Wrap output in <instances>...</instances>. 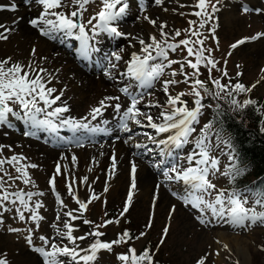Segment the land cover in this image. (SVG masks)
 <instances>
[{"label": "snow or ice", "instance_id": "1", "mask_svg": "<svg viewBox=\"0 0 264 264\" xmlns=\"http://www.w3.org/2000/svg\"><path fill=\"white\" fill-rule=\"evenodd\" d=\"M20 2L29 6L30 10L33 3L38 6L37 14L29 18L27 24L35 29L40 37L58 41L60 44H65L68 38H74L79 42L76 55L85 61L92 60L93 54L100 52L96 43L97 37L101 34L129 38V47L135 48L133 41H136L139 48L131 51L127 60L124 59L126 49L121 47L119 51L105 53L102 60L96 61L107 79L127 81L119 89L120 93L128 98L127 106L122 104L120 95H106L90 109L87 116L80 118L70 115L67 99H63L67 85L60 89L53 86V81L59 82L58 73L61 69L50 71L43 67L42 62L48 61V57L39 56L37 60L38 51L35 44L30 50L31 59L26 63L13 60L11 56L0 58V131H3L5 126L13 127L9 119L11 115L27 121L33 130L42 129L58 134L60 128H68L73 133L72 137L60 139H67L76 147H83L85 141H91L95 134H110L114 130L132 133L133 126L152 129L153 132L145 131L138 135L145 136L148 142L155 145L164 159L155 165L161 172L162 180L156 185L157 192L153 195L146 229L153 227L154 209L161 184H166L171 195L180 200L189 211L195 210L194 219L202 226L206 227L213 221L231 224L241 229L264 226V210H258L257 207L264 209V181L257 186L246 185L243 188L235 186L237 180L247 173L248 165L242 163L241 151L233 143L232 137L226 134L223 121L220 119L224 112L219 103L227 102L233 111L253 106L264 116V104H258L250 95L264 81V77L251 85H246L240 79L243 75L241 71H237L235 77L230 76L227 69L228 59L225 58L221 63V60L213 55L215 49L206 46L209 39L219 43L217 13L223 7V0H194L188 4L176 0L179 8L194 9L188 13H178L180 16L196 18L188 19V27L184 29L170 28L167 21L149 15L147 7L141 3L139 7L143 15L137 19L146 21L153 29L146 36L140 34L134 36L130 32L120 30V23L130 6L129 0H99V11L87 19L85 13L94 0H20ZM150 3L162 7L165 0H150ZM18 6L17 3L0 4V8L7 7L12 11H16ZM163 10L167 12L170 9L164 7ZM238 10L242 13L255 11L264 15V8L250 9L246 4H241ZM171 11L176 13L178 8H172ZM21 19L23 18L14 19L11 26L0 23V41L9 40ZM182 35L184 38L177 39ZM261 38H264V31L236 40L230 45V49L235 50L247 42ZM178 50L181 53L186 51L187 55H182L180 59L170 58V53H176ZM232 55L233 51L227 53L228 57ZM120 62L124 64V71L120 70ZM202 68L208 73L206 80L201 79ZM214 71L220 75L214 76ZM261 71L264 72V69ZM157 84L160 85L164 100L146 99L155 96ZM181 84L186 86L185 90L176 91L177 86ZM134 86L138 91H132ZM241 96L244 98L238 99ZM16 108L18 110H15ZM109 108L114 110V119L117 120L113 127H107L108 120L92 123L98 117H102ZM152 109L158 111L153 112ZM209 109L214 113L213 118L197 132V125L200 124L204 112ZM41 115L43 118H40ZM260 132L264 133V127L260 128ZM3 135L6 137L8 132L3 131ZM24 135H35V131H26ZM162 135L163 138H160ZM115 138L119 140L120 136ZM132 141L133 135L129 134L124 143ZM188 145H191L190 150L184 152ZM134 147L144 149L145 152L153 151L147 143H135ZM225 148L228 150L229 163L221 170L220 157L214 153L217 151L223 153ZM6 149L13 151V154L4 156ZM133 155L141 156L143 153L136 152ZM93 160L95 161V157ZM110 160L107 179L101 193H97L93 187L99 180L98 176L90 180L88 175L80 177L72 171V168L78 166V157L74 152L70 158L61 154L60 160L56 161L48 185L60 206V211L56 213L55 220L50 225L54 230L53 236L40 235L39 240L42 244L34 247V252L42 257L41 264H97L102 251L115 253L117 246H126L124 251L115 253L119 264H159L155 257L169 235V224L164 226L156 249L144 246L141 250L134 246L133 241L147 238V231H140L138 235H134L125 228L117 233L114 239H102L106 233L101 229L113 223H121L133 204L138 173V164L134 160L130 162V186L118 215L115 218H101L99 223L85 216L89 206L94 202L103 199V203L107 205L104 193L109 191V180L117 174L118 160L115 151ZM27 161L28 158L22 153H15L11 145L0 144V224L4 223V213L7 212H14L15 218L21 221H31L33 227L27 229L25 239L26 243L33 247L35 230L46 220L40 211L45 207L43 200L34 198L44 197L46 193L42 190H25L18 186L19 181L37 188L29 169H36L39 165ZM9 168L15 174L9 171ZM88 172H93V168L89 167ZM217 174L228 178L233 187H218L211 179ZM61 177L65 181L66 195L77 205L75 208L69 207L58 190V178ZM172 185L177 187L173 188ZM81 189L86 190L82 192ZM175 212L176 206L172 205L168 213L169 220L173 218ZM107 216L108 213L105 211L104 217ZM80 224L88 226L89 230L78 235L76 233L80 231ZM7 230L11 233L21 231L15 227ZM257 247L264 251V244ZM222 248L230 251L228 244H222ZM213 255L219 256L220 250L205 252L196 264H208L209 258ZM0 264H8V260L3 258L2 254ZM235 264H240V261L237 260Z\"/></svg>", "mask_w": 264, "mask_h": 264}, {"label": "rangeland", "instance_id": "2", "mask_svg": "<svg viewBox=\"0 0 264 264\" xmlns=\"http://www.w3.org/2000/svg\"><path fill=\"white\" fill-rule=\"evenodd\" d=\"M193 2L194 0H179V3L184 4ZM16 3L19 5L16 12L21 7L26 6L19 2ZM241 4H246L250 9L257 7L264 8V0H223V7L221 8L220 12L217 13L219 17V27L217 29L219 43L217 44L216 41L209 39L206 42V46L215 49L213 55L216 59L221 60V63L225 58L228 59L227 69L230 76L235 77V73L237 71H241L243 73L242 77H240L241 81L246 85H251L258 79H261V77H264V72L261 71V69H264V38H261L257 41L247 42L235 50H231L230 45L242 37L251 36L257 32L264 31V15L256 13L255 11L242 13L238 10ZM145 6L147 7L149 15L153 16L154 18L158 16L160 20L167 21L170 28L173 29L187 28V20L196 19L194 16H180L178 14L179 12L188 13L194 9L188 7L179 8L176 0H165V4L162 7L156 6L154 3H150V0H145ZM164 7L170 10L165 12L163 10ZM31 8V10L35 12L34 14L36 15V11L39 10L38 6L31 5ZM172 8H178V12H172ZM65 11H67V9H65ZM96 11H99L98 0H94V2L88 6V11L85 13V19L94 14ZM142 15L143 13H141L135 5H132L129 13L122 19L120 23V30L124 32H130L134 36L137 34L146 36L149 32L153 31V29L152 26L146 21L137 19L138 16ZM228 15L233 21V25L228 24L229 27L225 23V16ZM28 18L29 16L25 17L24 22L26 24ZM11 24L12 23H10V26ZM26 24L23 25L26 27ZM19 27L14 33L11 34L7 42L15 44L13 52L15 55H17V57L21 58L25 56L27 58L26 59L24 57V60H20L17 57H13L14 53H12L10 56L13 58V60L26 63L29 61V59H31L30 50L32 46L31 42L26 39V35L22 33L21 27ZM36 34H38L37 31L36 33L34 31L33 35L36 36ZM205 34L207 35L206 31ZM108 38L113 41L107 45L104 43L102 38L103 45H106V51H119L121 47H124L126 49L124 59L127 60L129 54L134 49L128 45L129 38L118 37V39H112L110 36ZM182 38H184L183 35L177 39ZM46 41L50 42L51 46L47 47L40 44L36 47H41L47 51L49 50L48 54L45 55L43 52H40L36 59L38 60L39 56H47L48 61L42 62L43 67L48 68L50 71H54L57 68L61 69V71L58 73L59 82L53 81V86H55L57 89H60L67 85L65 97L63 99H67V102L70 106V115H73V117L76 118L87 116L90 112V109L96 106L98 101L104 96H115L113 92L117 94L116 89H119L121 84L119 82L107 79L103 75L102 68H86L85 71L83 66L84 64H81L78 60H72L84 73H86L79 74V80L75 79V77L73 78V76H71L72 73L64 68L66 61L63 60L62 57L56 55L60 52L70 56L69 53L61 49L57 45L56 41ZM5 43L6 42L4 41H0V47L5 46ZM133 44H135V49L139 48V44L136 41H133ZM99 49L101 51L100 46ZM229 51H233V55L230 57L227 56ZM72 53H74V51ZM4 55L5 54H3L0 48V58L5 57ZM182 55H187L186 51L181 53L178 50L176 53H170V58L180 59ZM236 65H240L241 67L237 68ZM122 66L123 62H120V68ZM188 70L190 71V69ZM201 71L203 73L201 79L206 80L208 76L207 71L203 68ZM213 75L219 76L220 74L214 71ZM92 77L99 79L95 80ZM119 81L127 83L126 80ZM101 83H104V86H100ZM84 85H88L90 89H88L86 93H83L81 96H79V92ZM185 88L186 86L181 84L177 86L176 91H182L185 90ZM250 95L252 98L259 101L260 104H264V81H262ZM73 98H79V104L75 108L71 107V99ZM156 98H159L161 101L164 100V95L162 91H160L159 84L156 85L155 96L147 97L146 99ZM239 98H242V96ZM15 110H18V108ZM152 111L157 112L158 109H152ZM112 114L115 115L113 111H110L104 115L109 116ZM207 114L208 112L205 111L201 118L200 124L197 125V132L199 131V128L203 127V125L209 121ZM40 118H43V116L41 115ZM10 121L13 124V127L7 128L5 126L3 129V131L8 132V135L5 137L3 135V131H0V144L11 145L15 153H22L28 158L27 162L36 163L39 165V167L36 169H29V172L35 181L37 188H32L30 185H24L19 181L17 184L20 188H24L25 190H42L46 193L44 197L34 198L43 200L45 207L40 211L41 214L46 217V220L42 221L40 228L35 230V235L33 237L34 246L30 247L26 243L25 237L28 234L27 229L29 227H33V223L31 221H21L18 218H15L14 212L4 213V223L0 224V254H2L3 258L8 260V264H28L30 260L34 259L36 261L38 258H42L38 253L34 252V247L41 246L42 244V242L39 240V236L44 235L47 237H52L54 234V230L50 225L55 220L56 213L60 211V206L56 202L54 194H52L50 191L48 180L54 171L56 161L60 160L61 154H65L70 158L71 154L73 153L70 149H75L76 152L74 153L78 157V166L72 168V171L80 177L88 175L90 180H94L98 176L99 180L93 185V187L97 193H101L103 192L105 180L107 179V169L111 163V160L108 159L107 155L106 157H102L100 155L104 149L107 150V152L110 151L109 143L114 144L117 142L119 143L118 145H120L118 146L120 152L123 151V154L120 155L118 152L117 174L115 177L109 180V191L104 193V199L107 200V205L103 203V199L101 201L94 202L89 206V211L85 214L86 218L93 219L99 223L101 222V218H115L119 211L122 210V206L126 199L131 182V161L138 159L140 163L145 165L150 170L152 177L148 183L149 188H141L143 184L140 182L142 185H139V177L137 173V190L135 191L133 204L130 207L129 212L125 215V218L121 220V223H113L106 228H102L101 231L106 233V236L102 239H114L117 233L122 232L125 224H132L131 227L135 228L136 233L137 229H139V232L141 230L148 232L146 239L133 241L134 246L142 250L145 245L152 246L154 242H156V244L153 245L154 249H156L164 226L169 224V235L166 237L165 243L159 247V250L161 249L164 252V256L168 257L170 262H174V264H196V261L202 255H204L205 252H210L213 250H220V255L211 256L209 258L208 264H213V261L214 264H235L237 260L240 261V264H243L242 261L244 256L241 253L240 244L241 246H246V250L249 251L248 264H261V262L264 264V251H260L257 247V245L264 244V226H253L251 228L241 229L231 224L217 223L215 221L206 227L202 226L194 219L195 210L189 211L180 200L173 197L169 191V187L166 184H161V187L158 190L159 198L154 209L153 227L151 229L145 228V225L149 219L153 195L157 192L156 185L162 180L161 172L157 167H155V165L164 159V157L160 154V150L156 148L155 145L148 142L145 136L138 135V133L145 131L153 132L152 129L135 126L134 130L137 131V133H131V135H133V141L129 143H124L125 139L123 137L119 140H115L117 134L111 132L110 134H115L116 136L112 135L109 138V141L106 142L108 143V148L100 147V151H98L96 154H93L90 152L91 149L86 146L85 154L81 156L80 147H76L74 144L69 143L67 139H60V137H72L71 133L67 130H62V128H60L58 130V134L42 130V135L40 137L35 135L25 136L24 132L26 131L22 127L23 124L27 130L35 131V134H37V130L31 129L28 122L20 117H14V119H10ZM21 122L22 125L20 126ZM10 134H14L16 136L12 137ZM97 137L98 135L95 134L90 143L96 142ZM160 138H163V135ZM27 139L29 143H25ZM31 141L37 142L45 148H55V150L57 149L58 151L55 152L54 155H49L44 153V151L40 148L31 145ZM131 143L133 145L135 143H147L148 147L153 149V151L145 152L144 149L134 151L135 148L132 147ZM190 148L191 145L186 146L184 152L189 151ZM227 151L228 150L225 148L223 153L220 151L214 153V155L220 157L221 170H223L224 165L229 163ZM136 152H141L143 155H133ZM12 154L13 151L7 149L3 153L4 156H11ZM146 155H152L150 158L155 155V157H153L154 161L145 159ZM93 157H95V161L93 160ZM101 157L106 159V161L102 163ZM96 161H98V163H96ZM64 162L67 163V161ZM99 162L102 163V165H99ZM6 167L8 166L6 165ZM89 167L93 168V172H88ZM9 171H12L13 174H15L11 168H9ZM211 179L217 184L218 187L228 188V178L217 174L215 177H211ZM172 187L175 188L177 186L172 185ZM58 190L61 192L62 197L65 199L70 208L77 207L75 202L66 195L65 181L62 177L58 178ZM85 190L86 189H81L82 192ZM172 205L176 206V212L173 214V218L169 220L168 213ZM257 207L258 210H264L259 209V206ZM105 211L108 213L107 217H104ZM10 227L19 228L21 231L19 233H11L7 230ZM79 227L80 231L76 233L78 235L89 230L88 226L83 224H80ZM222 244H228L230 251L224 250L222 248ZM125 248L126 246H117L115 248V253L122 252L125 250ZM115 253L102 251L98 256L97 264H119V262L116 260Z\"/></svg>", "mask_w": 264, "mask_h": 264}, {"label": "bare ground", "instance_id": "3", "mask_svg": "<svg viewBox=\"0 0 264 264\" xmlns=\"http://www.w3.org/2000/svg\"><path fill=\"white\" fill-rule=\"evenodd\" d=\"M16 2L22 3V2H20V0H2V1H0V4H4L5 5V4L16 3ZM22 4H24V3H22ZM36 12H38V11H36ZM34 13L35 12H33L32 10L29 9V6H23L17 12L16 11L15 12L14 11L12 12L11 9H9L7 7L0 8V23H4L5 25L10 26V23H12V21L14 19H16L17 17H22L23 19H21L18 22L17 28L19 26L21 27L22 33L25 34L26 35V39H28L31 42V46H33V44H35L36 46L42 44V45H45V46L49 47V46H51L50 45V42H47L42 37H39L38 36L39 34H36V36H34L33 34H34V31L36 33V30L33 29V28H31V26L27 25L24 22L26 16H29V18H31V17H33L35 15ZM225 17H226V22L225 23L227 24V26H228V24L229 25H233V21H232V19H230L229 15L228 16H225ZM23 24H26V27ZM97 41H98L97 45H99L101 47V51H100V53H96L97 54L96 57L97 58H102L103 55H104V51H105L106 48H105V45H103V41H102V37L101 36H98L97 37ZM14 46H15V44H13L11 42H6L5 43V46L0 47V48H1V51L3 52V54H5L4 56H10L12 53H14L13 52ZM41 49H43V48H41V47L40 48H37L38 54L40 52H43V54H45V55L48 54V51L49 50L47 51V50H44L43 49L44 50L43 51ZM133 50H136V49L134 48ZM56 55L62 57V59L66 61L65 64H64V68L67 71H70L72 73L71 76H73V78L75 77V79L79 80V74H82L84 72L72 61V58L70 56H67V54L65 55V54H62L60 52L57 53ZM13 57H17V55H15V53H14ZM24 57H21V58L20 57H17V58H19L20 60H24ZM84 74H86V73H84ZM96 77H92V78H94L95 80L96 79H99V78H96ZM100 86H104V83H101ZM88 89H90L89 86L88 85H84L83 88L79 92V96H81V94H83V93H86L88 91ZM69 93H71V92H69ZM71 96H72V94H71ZM78 99L79 98H73V99H71V103H72L71 104V107L72 108L73 107L75 108L76 106H78V104H79V100ZM121 102H122V104H124L125 107L127 106V100L126 99H121ZM110 111H113V113H114V110L112 108H109L105 113H109ZM71 116H73V115H71ZM102 120H108L109 121V124L107 125V127H110V128L113 127L116 124V122H117V120L114 119V115L112 114V115H109V116L103 115L102 117H98L97 120L96 121H93L92 123H96L97 124V123H100ZM101 126H103V125H101ZM113 132L114 133H117L118 130H114ZM10 135H12V137H15L16 136L14 134H10ZM96 135H99V134H96ZM25 143H29L28 139L26 140ZM30 144L33 145V146H35V147H37V148H40L41 150L44 151V153H47L49 155H54L55 152H57L56 150L49 149V148H45L44 146H42L41 144H39L37 142L31 141ZM118 144H119L118 142L117 143H114V144L109 143L110 151L107 152V150L104 149L102 151L103 155H100V154L99 155L102 156V157H106V155H107L108 159H110L113 151H115L116 156L118 155V152H119L120 155H122L123 154V151L120 152V149L118 147L120 145H118ZM86 146H88L89 149H91L90 150L91 153L96 154V153H98V151H100V149H101L100 147H102V148L103 147L104 148H108L107 147L108 146V143H104V144L100 145L97 142L90 143V141L86 140L85 143H84V146L83 147H80V149H81V152H80L81 153V156L85 154V149H86L85 147ZM121 148H123V147H121ZM112 149H114V150H112ZM70 150L72 152H76V150L73 149V148L70 149ZM102 157H101V161L103 163V162L106 161V159H104ZM134 161L135 162L137 161L136 163L139 165V167H138L139 185L141 186L143 184V186L141 188H149L148 183L150 181V178L152 177V174H151L150 170L145 165H143L142 163H140V161L138 159L137 160H134ZM102 163L99 162V165H102ZM140 182H142V184H140ZM240 249H241V253L244 256V259H243L242 263L243 264H248V262H249V254H248V252L249 251L246 250V246H244V245L241 246V244H240ZM41 261H42L41 258H38L36 261L34 259L33 260H30L29 263L30 264H41Z\"/></svg>", "mask_w": 264, "mask_h": 264}, {"label": "trees", "instance_id": "4", "mask_svg": "<svg viewBox=\"0 0 264 264\" xmlns=\"http://www.w3.org/2000/svg\"><path fill=\"white\" fill-rule=\"evenodd\" d=\"M242 98L244 97L242 96ZM242 98L238 97V99ZM257 102L260 104L259 101ZM219 103H221L224 112V115L220 119L223 121L226 134L232 137L233 143L241 151L243 156L242 163L248 165L247 173L237 180L235 186L240 188L246 185L257 186L264 181V133L260 132V128L264 127V116L256 111L253 106L233 111L227 102L219 101ZM207 112L208 118L211 120L214 113L211 109L207 110ZM231 187L233 185L228 180V188ZM131 225L125 224L124 229L127 228L134 235H138L139 229H137L136 233L135 228L131 227ZM153 245L145 246L154 249ZM155 259L159 264H174V262H170L168 257L164 256V252L161 249L158 250ZM261 264L263 263L261 262Z\"/></svg>", "mask_w": 264, "mask_h": 264}]
</instances>
